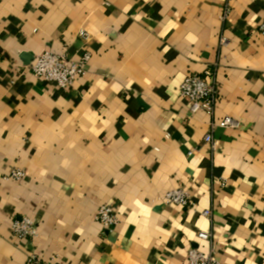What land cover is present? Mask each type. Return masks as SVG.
Returning a JSON list of instances; mask_svg holds the SVG:
<instances>
[{
    "label": "crops",
    "instance_id": "1",
    "mask_svg": "<svg viewBox=\"0 0 264 264\" xmlns=\"http://www.w3.org/2000/svg\"><path fill=\"white\" fill-rule=\"evenodd\" d=\"M263 21L264 0H0V264L26 263L23 217L52 264H264ZM46 51L89 53L85 73L36 78ZM208 68L220 98L194 114L180 87Z\"/></svg>",
    "mask_w": 264,
    "mask_h": 264
},
{
    "label": "built area",
    "instance_id": "2",
    "mask_svg": "<svg viewBox=\"0 0 264 264\" xmlns=\"http://www.w3.org/2000/svg\"><path fill=\"white\" fill-rule=\"evenodd\" d=\"M259 32L264 36V21L259 25ZM90 59V54L83 55L79 62H76L65 53H55L46 51L35 57L32 64V73L38 78L65 88L71 86L75 80L85 73V65ZM180 93L190 101L191 112L196 114L200 111L213 112L220 98V83L215 70L206 69L203 73H193L188 75L180 87ZM217 127L236 128L238 121L228 116L219 123L213 125V130ZM205 142L213 144V135L209 133L204 138ZM13 178L22 179L25 172L22 170L12 171ZM165 203L187 207L190 205V197L182 188L168 192L165 196ZM208 214V212H205ZM96 220L103 226L105 231L111 232L118 225V217L112 205L103 204L99 207ZM15 237L25 243L28 254L25 264H52L51 259H43L28 241L33 240L37 235L36 224L28 217L17 219L13 223ZM199 238L209 241V234L199 233ZM189 264H221L212 248L209 253H204L199 249L192 248L188 252Z\"/></svg>",
    "mask_w": 264,
    "mask_h": 264
}]
</instances>
